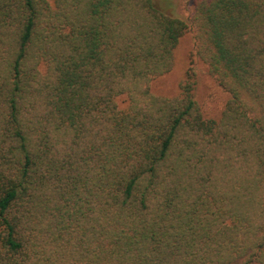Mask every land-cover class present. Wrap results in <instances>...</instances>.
<instances>
[{
	"label": "trees",
	"instance_id": "trees-1",
	"mask_svg": "<svg viewBox=\"0 0 264 264\" xmlns=\"http://www.w3.org/2000/svg\"><path fill=\"white\" fill-rule=\"evenodd\" d=\"M0 264H264V0H0Z\"/></svg>",
	"mask_w": 264,
	"mask_h": 264
},
{
	"label": "rangeland",
	"instance_id": "rangeland-1",
	"mask_svg": "<svg viewBox=\"0 0 264 264\" xmlns=\"http://www.w3.org/2000/svg\"><path fill=\"white\" fill-rule=\"evenodd\" d=\"M173 11L181 18H187L193 11V0H171ZM192 32L184 33L174 51V64L172 70L154 79L151 91L155 94L173 95L178 92V83L186 69L193 66L196 71L195 97L203 105L206 113L216 115L221 107L223 93L215 80L206 73L203 65L192 55ZM120 106H124V98H118Z\"/></svg>",
	"mask_w": 264,
	"mask_h": 264
}]
</instances>
